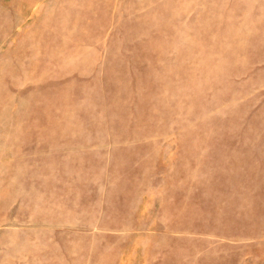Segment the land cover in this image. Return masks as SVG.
I'll return each mask as SVG.
<instances>
[{"label":"rangeland","instance_id":"374dc122","mask_svg":"<svg viewBox=\"0 0 264 264\" xmlns=\"http://www.w3.org/2000/svg\"><path fill=\"white\" fill-rule=\"evenodd\" d=\"M0 264H264V0H0Z\"/></svg>","mask_w":264,"mask_h":264}]
</instances>
